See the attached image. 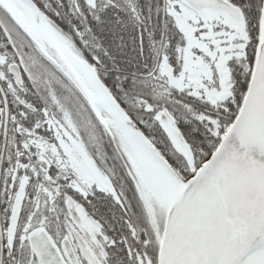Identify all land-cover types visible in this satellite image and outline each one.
<instances>
[{
    "label": "snow or ice",
    "instance_id": "1",
    "mask_svg": "<svg viewBox=\"0 0 264 264\" xmlns=\"http://www.w3.org/2000/svg\"><path fill=\"white\" fill-rule=\"evenodd\" d=\"M0 264H264V0H0Z\"/></svg>",
    "mask_w": 264,
    "mask_h": 264
},
{
    "label": "trees",
    "instance_id": "2",
    "mask_svg": "<svg viewBox=\"0 0 264 264\" xmlns=\"http://www.w3.org/2000/svg\"><path fill=\"white\" fill-rule=\"evenodd\" d=\"M146 4L142 5V8L145 7ZM147 11L145 8L144 12ZM146 16L144 15L143 18ZM155 26V25H154ZM116 28L113 24H110L105 31L107 32V40L109 46L111 47L114 55L117 58V61L121 64L122 67H142L144 64H151L156 55H158L164 49H150L152 45L159 46L160 45V34L151 33V29H153V24L143 23L140 28L142 29L141 39H142V47L143 51L140 52L139 49V37L138 34H135L132 43L134 45L133 48L128 47L129 35L112 32L111 29ZM171 39L170 31L163 38L162 44L166 40ZM142 53V55H141Z\"/></svg>",
    "mask_w": 264,
    "mask_h": 264
},
{
    "label": "flooded vegetation",
    "instance_id": "3",
    "mask_svg": "<svg viewBox=\"0 0 264 264\" xmlns=\"http://www.w3.org/2000/svg\"><path fill=\"white\" fill-rule=\"evenodd\" d=\"M141 3V7L144 4H147V0H140ZM153 6H155L156 0H152ZM144 15L146 16L144 18H142L143 22L142 23H136V22H128L126 25H120V24H113L116 28L111 29L112 32H116V33H121V34H128L129 37V43H128V47L133 48L134 45L132 43V39L134 37L135 34H138L139 37V49L140 52L143 51V47H142V39H141V33H142V29L140 28V26L143 23H148V24H153V29H151V33H155V34H160L161 35V39H160V45L159 46H155L152 45V47L150 46V49H163V38H165V35L169 32V28L165 26V23L162 19V16L160 14H157L155 12L149 14L148 11L144 12ZM143 15V16H144ZM155 25V26H154ZM135 33V34H134ZM142 55V53H141Z\"/></svg>",
    "mask_w": 264,
    "mask_h": 264
}]
</instances>
